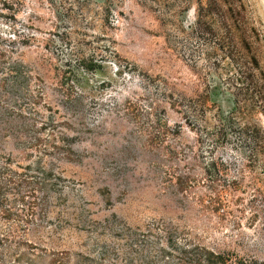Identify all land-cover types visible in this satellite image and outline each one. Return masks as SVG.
I'll return each instance as SVG.
<instances>
[{"label":"rangeland","instance_id":"1","mask_svg":"<svg viewBox=\"0 0 264 264\" xmlns=\"http://www.w3.org/2000/svg\"><path fill=\"white\" fill-rule=\"evenodd\" d=\"M220 3L240 13L233 38L200 0H0V43L21 50L53 121L39 147L66 134L72 148L46 158L67 180L50 224L11 233L91 255L162 220L264 262V0ZM199 18L213 32L198 39ZM0 151L24 163L14 140Z\"/></svg>","mask_w":264,"mask_h":264},{"label":"trees","instance_id":"2","mask_svg":"<svg viewBox=\"0 0 264 264\" xmlns=\"http://www.w3.org/2000/svg\"><path fill=\"white\" fill-rule=\"evenodd\" d=\"M221 1L200 0V4L204 8L205 2L207 16H217L225 35L233 38L230 21L238 23L240 13L234 6L225 9ZM211 32V24L199 18L191 34L199 39ZM33 38L30 36L26 43ZM236 70L241 82L252 77L246 63H239ZM35 80L22 60L21 50L7 49L0 43V139L14 140L24 155L22 163L0 151V232H4L0 233V264H264L232 252L215 251L190 232L162 220L128 228L118 234L117 246L102 247L91 255L48 252L24 235L11 233L34 232L50 224V213L65 202L67 180L46 158L58 154L59 161H72L66 134L60 142L39 147L40 133L51 127L53 121H40L45 92ZM174 104L180 105L178 101ZM245 128L249 134L250 128ZM176 181L183 192L188 180L179 177Z\"/></svg>","mask_w":264,"mask_h":264}]
</instances>
